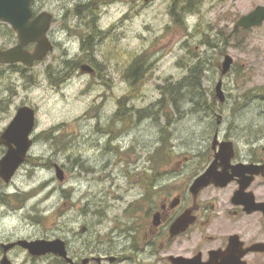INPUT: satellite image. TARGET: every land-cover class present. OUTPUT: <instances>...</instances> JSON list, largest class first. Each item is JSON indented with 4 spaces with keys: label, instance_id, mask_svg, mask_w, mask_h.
Segmentation results:
<instances>
[{
    "label": "rangeland",
    "instance_id": "rangeland-1",
    "mask_svg": "<svg viewBox=\"0 0 264 264\" xmlns=\"http://www.w3.org/2000/svg\"><path fill=\"white\" fill-rule=\"evenodd\" d=\"M35 1L37 13L46 10L54 14L52 31L63 45H58L52 58L33 68L0 64V135L24 104L37 109V132L61 131H55L58 138L45 137L33 146L12 185L6 189L5 182L0 183L2 192L11 196L20 192L19 201L11 205H24L17 214L23 227H31L35 236L62 239L74 253L87 242L102 252L124 257L129 253L125 210L130 202L141 200L138 197L144 189L138 184L133 188V181L140 182L139 176H148V171L150 176H176L174 152L168 163L159 162L160 137L165 135L171 146L182 141L185 152L201 145L200 137L209 134L210 126L200 123V104L219 107L220 101L214 104L212 94L220 79L230 96L222 108L237 109L241 124L252 121L250 110L256 108L253 102L262 97L259 91L264 87V23L244 29L237 22L264 5V0H194V7L184 17L172 14L173 10L178 13L173 0H96L97 22L102 29L98 35L91 15L77 14L76 5L85 0ZM9 28L0 22V44L4 46L18 42L16 33L6 34ZM85 38L88 43L83 52L80 44ZM65 50H71L72 58L78 56V62L93 56L102 60L105 78L85 76L77 67L60 74L66 70L59 58ZM227 54L234 58V64L223 77L220 65ZM141 60V79L133 86L127 76ZM181 81L192 87L200 84V89L189 91L185 89L189 86H184L179 93L176 84ZM101 94H107L103 113H115L121 98L124 106L132 109L112 122L115 137L127 125L134 126L120 139L122 147L116 140L109 149L99 131L112 119L105 115L99 121L94 117V103L96 99L101 102ZM160 98H164L162 104ZM226 116L230 118V112ZM3 151L0 147V159ZM196 161L185 166L182 176L197 171ZM55 164L67 169L66 182L57 177ZM83 226L88 227L87 234L81 231ZM140 259L143 264L148 257ZM116 264L136 263L124 260Z\"/></svg>",
    "mask_w": 264,
    "mask_h": 264
},
{
    "label": "flooded vegetation",
    "instance_id": "flooded-vegetation-1",
    "mask_svg": "<svg viewBox=\"0 0 264 264\" xmlns=\"http://www.w3.org/2000/svg\"><path fill=\"white\" fill-rule=\"evenodd\" d=\"M88 1L90 2L85 0ZM54 20L55 18L52 27ZM52 27L48 36L54 49L43 61L52 58L58 45H63L53 34ZM99 30L102 31L98 28L94 32L98 35ZM86 43L88 40L85 38L80 44L83 52H86ZM9 46L2 45L3 49ZM35 46L36 43H31L27 48L33 51ZM70 53L71 50H65L64 55L59 57L66 66V70L63 69L60 74L66 73L68 68L77 67L85 76L104 77L102 60L93 56L86 62H78V56L72 58ZM40 62L42 61L36 62L33 67ZM83 64L90 65L93 72L83 73ZM106 77L108 81V72ZM127 78L129 80V73ZM65 84L67 81L61 86ZM223 88L225 99L220 100L218 108L207 103L200 104L202 108L199 112L203 114L200 123L210 126L209 134L200 137L203 139L202 144L193 145L189 152H185L182 141L173 142L171 151L176 154V176H139L140 182L133 181V188L138 184L144 189L138 197L141 200L130 202L125 210L129 217L124 226L129 242L128 254L121 257L108 251L102 252L87 242H83L80 249L74 253L66 241V258L52 252L32 253L21 241L50 240L32 234L31 227H23L17 213L24 205H11L14 200L19 201L20 192L16 191L14 196L7 195L10 192H2L0 186V264H116L124 260L141 264V256L148 257L142 260L143 264H174L173 257L180 258V261L186 264H264V87L260 88L263 92L256 90L262 97L253 102L256 108L250 110L252 121L247 124L238 122L237 109L222 108L230 102L224 84ZM212 95L213 103H218L216 93ZM100 96L101 102L96 99L94 103L97 110L94 117L99 121L105 119V115L106 119H112L110 124L104 125L105 129L99 131L107 140L109 149L115 145L116 140L122 147L120 139L124 134L130 133L134 126L130 124L124 127L125 129L122 127L124 130L121 135L115 137L112 122L115 118L120 119L117 116L120 115L118 113L122 107L118 102L115 113H103L107 94ZM226 112H230V118L226 116ZM137 113L141 117V110ZM36 116V129L32 135L34 145L45 137L58 138L55 131H61L60 128L53 132H37V109ZM99 136L100 139L102 136ZM164 136L162 139L160 137V141ZM158 144H162V141ZM0 147L5 153L6 146L0 143ZM195 161L197 171L191 176H182L185 166ZM211 165L216 166L217 171H226L229 176H207L205 182L209 180L210 183L202 187L197 186L196 181L201 177L199 175ZM61 167L64 170L63 181L66 182L67 169L63 165ZM12 182L13 179L9 183L5 182L4 187L9 188ZM0 183L3 184L1 176ZM172 228H175L173 232L176 233L171 231ZM81 231L87 234L89 229L83 226ZM5 260L8 262L4 263Z\"/></svg>",
    "mask_w": 264,
    "mask_h": 264
},
{
    "label": "water",
    "instance_id": "water-1",
    "mask_svg": "<svg viewBox=\"0 0 264 264\" xmlns=\"http://www.w3.org/2000/svg\"><path fill=\"white\" fill-rule=\"evenodd\" d=\"M148 1V0H144ZM33 0H0V22L7 23L17 33L18 43L3 49L0 44V64L22 63L32 67L36 61L45 59L54 45L48 33L52 26L54 15L49 11H42L34 15ZM264 23V5H258L252 12L243 15L237 22L242 28H253ZM36 43L33 51L27 46ZM234 59L227 54L222 64V75L228 73L233 65ZM82 72H93L88 64L82 65ZM217 98L225 99L223 81L216 85ZM36 127V110L30 105L20 106L10 124L0 136V143L7 147L6 153L0 159V176L9 183L17 174L22 165L27 161L30 151L34 145L32 134ZM56 175L60 181L64 180V170L59 164H55ZM197 181L196 185L202 187L207 176H229L225 172L217 171V167L211 165ZM232 176V175H231ZM172 232L175 228H172ZM176 233V232H173ZM32 253L52 252L62 257H68L65 241L54 239L50 241L39 240L33 242L21 241ZM71 260L70 258H67ZM174 264H186L180 258L173 257ZM8 261L5 260L4 263Z\"/></svg>",
    "mask_w": 264,
    "mask_h": 264
},
{
    "label": "trees",
    "instance_id": "trees-1",
    "mask_svg": "<svg viewBox=\"0 0 264 264\" xmlns=\"http://www.w3.org/2000/svg\"><path fill=\"white\" fill-rule=\"evenodd\" d=\"M95 1L96 0H90V2H84V3H79L77 6H76V11H77V14L78 15H81L82 12H88L90 15H91V22H92V27H93V31H97V29L99 28L98 25H97V16H98V4L96 3L95 4ZM174 4L178 7V13H176V11H172V14L174 16H180V17H184L185 16V13L187 14L188 12H190V10L192 9V7H194V0H173ZM36 3V1L34 0V4ZM35 8V6H34ZM36 11V9H35ZM37 12V11H36ZM185 22V20H184ZM187 24V23H186ZM199 25V24H198ZM6 30V29H5ZM195 30H197V27L195 28ZM9 33V34H14V30L13 29H8L6 31V34ZM142 59V58H141ZM142 60L140 62H137L136 64H134L131 69H130V73H129V80H130V83L133 85V86H136V84L138 83L139 79H141V72H143V68H144V65L142 64ZM196 67V66H195ZM193 68V73H192V76L193 78L196 77L197 75V68ZM141 68V69H140ZM186 78H188V76H186ZM179 86V93H181V90L184 89L183 87L184 86H189L188 88H185V89H189V91H193L195 89H200V84H199V87L197 85H194L193 87L190 86V85H187L185 84L184 82H180L178 84H176ZM184 85V86H182ZM192 88V89H191ZM172 91V88L170 90V92ZM187 93V92H186ZM191 93V92H190ZM183 97L184 96V93H183ZM191 98V97H190ZM164 99V98H163ZM162 100V99H161ZM160 100V101H161ZM119 104H120V108L119 110V113L120 115H125L126 114V111L128 110H132L131 107L130 108H127L124 106L125 104V101H124V98H121L119 99ZM163 103V100L161 101V104ZM142 113V111H141ZM163 144L160 146V151L159 153L161 154V157H160V163L161 164H166L168 163L169 161V157L171 156V143L170 141H168V139L165 137L163 138L162 140ZM165 142H166V145H165ZM167 142L168 143V146L167 147ZM147 175L150 176V173L149 171L147 172Z\"/></svg>",
    "mask_w": 264,
    "mask_h": 264
},
{
    "label": "bare ground",
    "instance_id": "bare-ground-1",
    "mask_svg": "<svg viewBox=\"0 0 264 264\" xmlns=\"http://www.w3.org/2000/svg\"><path fill=\"white\" fill-rule=\"evenodd\" d=\"M140 69H141V68H140ZM172 84H173V83H172ZM166 85H167V84H166ZM188 85H189V84H188ZM182 86H184V85H182ZM171 87H172V86L170 85V89H171ZM163 88H164V87H163ZM174 88L177 89V87H174ZM160 89H162V88H160ZM170 89H169V90H170ZM191 89H192V88H191ZM169 90H168V91H169ZM179 90H180V89H179ZM162 91H163V90H162ZM162 91H161V92H162ZM172 91H173V90H172ZM175 92H176V91H175ZM177 92H178V91H177ZM166 93H167V92H166ZM184 93H185V92H184ZM191 93H192V92H191ZM163 94H164V92H163ZM175 94H176V93H175ZM178 95H179V94H178ZM180 95H181V94H180ZM173 96H175V95H173ZM171 97H172V96H171ZM174 98H175V97H174ZM160 99H161V98H160ZM162 100H163V99H162ZM162 100H161V101H162ZM178 100H179V99H178ZM192 100H193V99H192ZM197 100H198V99H197ZM157 102H159V101H157ZM180 102H181V100H180ZM194 103H195V102H194ZM160 104H161V103H160ZM195 104H196V103H195ZM197 106H198V105H197ZM197 109H198V108H197ZM145 114H146V113H145ZM145 114H144V116H145ZM207 114H208V112H207ZM140 115H141V114H140ZM147 115H149V114H147ZM150 115H151V114H150ZM142 118H143V117H142ZM139 119H140V118H139ZM137 123H138V122H137ZM144 123H145V122H144ZM138 124H139V123H138ZM138 130H139V129H138ZM126 131L128 132V130H126ZM124 132H125V131H124ZM140 132H141V130H140ZM137 133H138V132H137ZM150 133H152V132H150ZM134 134H135V133H134ZM153 134H154V133H153ZM124 135H125V134H124ZM129 135H130V134H129ZM136 135H137V134H136ZM126 136H127V135H126ZM133 136H134V135H133ZM154 136H155V135H154ZM155 137H156V136H155ZM165 137H166V136H165ZM137 138H138V137H137ZM127 139H128V138H127ZM157 139H158V137H157ZM161 139H162V137H161ZM136 140H137V139H136ZM141 141H142V140H141ZM143 143H144V141H143ZM168 143H169V142H167V147H169V146H168ZM135 144H136V143H135ZM169 144H170V143H169ZM133 145H134V144H133ZM165 145H166V142H165ZM141 146H143V145L141 144ZM131 147H132V146H131ZM142 148H143V147H141V149H142ZM139 149H140V148H139ZM145 150H146V149H145ZM79 179L81 180V179H84V178H83V177H79Z\"/></svg>",
    "mask_w": 264,
    "mask_h": 264
}]
</instances>
